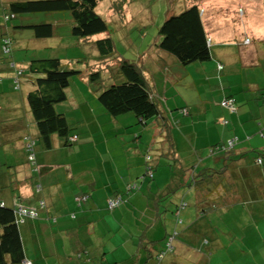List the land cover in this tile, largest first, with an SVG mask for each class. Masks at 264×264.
I'll list each match as a JSON object with an SVG mask.
<instances>
[{
	"label": "crops",
	"instance_id": "obj_1",
	"mask_svg": "<svg viewBox=\"0 0 264 264\" xmlns=\"http://www.w3.org/2000/svg\"><path fill=\"white\" fill-rule=\"evenodd\" d=\"M11 1L15 0L1 1L4 9ZM257 9L256 16L250 18L244 13L237 22L227 15H212L204 22L213 39L212 57L191 65L195 77L201 76L199 82L207 85L208 94L202 93L207 98L204 101L198 98L201 108L197 119L187 122L194 126L195 133L186 132V150L194 155L192 166L201 167L200 180H171L183 178L181 171L172 175L173 168L169 169L170 180H160L163 173L159 166L167 165L161 157L164 149L159 148L161 142L164 146L162 117L152 118L153 130L146 128L150 120L139 122L135 115L131 116L134 121L118 124L116 117L120 115L109 114L97 99L95 85L88 79L91 66L74 77L67 99L56 106L74 126L69 136L76 134L77 139L67 144L63 137L53 134L49 145L42 141L26 99L34 76H24V68L13 57V48H50V39L56 46L63 40L60 22L48 19L54 25L52 34L38 37L29 26L36 22L29 16L22 17L20 22L24 23L16 25L23 33L19 38L12 32L15 25L10 30L6 22L13 42L6 60L10 71L0 65V201L11 207L38 210L37 218H24L18 223L25 259L31 264H154L149 252L153 256L163 243L164 233L175 227L172 211L182 199L186 205L181 211V226H177L180 249L167 254L160 264H264V175L257 176L262 165L255 163L264 151V99L260 96L264 89V7ZM2 29H6L4 24ZM245 38L250 40L246 42ZM156 50L148 56V67L159 75L169 65L174 66L177 71L170 78L172 83L179 81L184 66L169 53ZM77 60L69 57L67 63L62 62L69 66ZM24 62H28L26 55ZM18 67L22 70L20 85L13 88L12 77ZM141 68L145 74V68ZM113 74L117 80L122 78L118 70ZM80 81L82 94L77 96L73 87ZM149 83L156 96L155 83ZM227 96L234 100V109L220 104ZM67 101L70 112L64 106ZM159 106L163 110L160 102ZM173 118L178 120L175 114ZM134 122L139 126L130 127ZM177 127L182 132V126ZM145 129L151 131L150 142L143 139ZM30 137L36 141L39 172L26 157L25 144ZM171 137L176 140L172 129ZM229 139L236 142L228 154L208 152L211 145ZM178 144L174 142V149L180 158ZM146 148L155 161L153 178L144 175ZM190 177L197 174L188 172L183 179ZM184 185L190 189L182 193ZM83 194L88 197L78 205L74 198ZM117 195L122 197L121 204L108 209L107 200ZM167 196L171 201L165 200ZM216 210L226 224L215 220ZM226 211L228 214L222 215Z\"/></svg>",
	"mask_w": 264,
	"mask_h": 264
},
{
	"label": "trees",
	"instance_id": "obj_2",
	"mask_svg": "<svg viewBox=\"0 0 264 264\" xmlns=\"http://www.w3.org/2000/svg\"><path fill=\"white\" fill-rule=\"evenodd\" d=\"M98 1L99 0L11 1L3 13V24L6 29H2L3 31L0 30V65H6V63H8L6 60L9 57L7 52L1 50L4 39L7 37L11 39V44L13 42V37L8 34L9 31L6 27V22L8 20H5V14L11 12L17 16L21 13L40 11H68L71 21V33L78 37H91L108 31L109 29L106 20L95 10ZM203 15L204 8L201 7V4L194 2L184 8L182 7L178 13L166 14L164 21L159 27V35L155 41L156 47L174 56L183 66L190 63L192 64L193 62L209 60L212 57L213 39L205 30ZM29 26L33 29L36 36L48 37L52 34L54 25L50 21H42L33 23L32 25L30 24ZM248 39L250 40V38ZM94 45L99 53L98 55L100 58L97 59L99 62H106L107 57L115 54L114 41L110 35L96 38L94 40ZM117 66L118 71L122 74V78L118 80L113 78V81L107 85H104L102 81L100 69H92L91 67L89 70L88 79L96 86L94 87V91L97 93V99L112 116L132 113L139 119V122L144 123H147L148 120H152V118H159L161 116L163 119L162 129L164 131V146L161 142L159 148L164 149L162 155L171 154V159L177 160V163L181 166L182 160L177 157L174 149L175 139L173 140L171 137L173 123L160 108L155 92L142 73L139 65L129 59L123 58ZM19 68L20 67L15 70L12 77L13 88H18L20 85L19 79L21 78L22 70ZM218 68L221 69L222 65L220 64ZM18 70H21L20 74L17 72ZM26 70L34 76V78L31 77L33 88L28 91L26 99L39 138L49 145L51 136L55 134L59 137H63L65 143L71 144V142L77 139L76 137V139L73 140L71 139L73 135L69 136L71 132H73L74 126L67 120L62 112L56 109V106L67 99L66 88L74 79V76H78L82 70L75 67H69L67 64H64L59 57L30 59L26 66ZM16 83L18 84L17 86ZM260 96L264 99V89L261 91ZM227 98H230V96L224 97L220 101V104ZM185 109L188 111L187 108ZM30 138H27L25 144L26 157L28 162L35 167L34 170L39 172V167L35 158L36 141L35 139ZM235 142V139H229L226 143L218 142L209 147V153L225 152L228 154L230 150L233 149ZM154 147L156 148L157 146ZM30 154H32V159L29 158ZM259 155L260 156L255 158V163L258 164V166L262 165V167L256 172L257 176H260L261 174L264 175V151L259 153ZM144 157V175L153 178L155 161L149 150L144 153ZM258 158L261 159V162L257 161ZM186 172H189V175L190 173L192 174V170ZM219 173H221V169L219 170ZM201 174L202 170L201 173H197V176H201ZM133 187L135 188L136 186L133 185ZM87 197L88 195L84 194L76 196L74 198L75 203L79 205L81 201L87 199ZM115 197H119V203L116 206L109 208L107 200L108 209L116 208L121 204V195ZM40 205L43 207L45 205L44 201L41 200ZM185 205L186 202L182 199L176 203V206L172 211L174 214L173 218L175 220V227L171 231L164 233L163 246H161L153 256L151 255L150 250L149 258H154V264H160L167 254H170L175 250L174 240H179V229H177V224L180 225L182 223L181 211ZM20 207L33 210L35 216H21L18 213ZM164 210H166L165 207L163 208V211ZM160 213L161 212H159V214ZM37 217L38 210L35 208H29L22 205L19 207H11L0 201V264H8L10 261L21 264L22 260L25 259L23 257V245L18 229V223L19 221L24 220V218L34 219ZM71 217H75L74 213L71 214Z\"/></svg>",
	"mask_w": 264,
	"mask_h": 264
},
{
	"label": "rangeland",
	"instance_id": "obj_3",
	"mask_svg": "<svg viewBox=\"0 0 264 264\" xmlns=\"http://www.w3.org/2000/svg\"><path fill=\"white\" fill-rule=\"evenodd\" d=\"M2 0H0V26L3 27L4 17L3 13L6 9L2 6ZM198 3L205 7L203 21L205 24L209 21V16L215 17H223L227 15V17L234 19L236 22L240 16H243L244 13H247L250 18L256 16L257 7H264V0H99L95 7L96 12L101 15L108 24V31L99 33L98 35L89 36V37H78L73 35L70 31L69 24V12L68 11H57V13L45 14V12H36V13H21L15 19H11L8 21L7 25L9 29L12 30L11 25H16L20 22L22 17L29 16V19L33 22H41L48 21V19H58L60 24L59 32L60 35L63 36V40L58 42L55 46L52 42V39L49 40L48 45H53L50 48L46 47L47 45L40 46L38 49H21L18 46L13 48V57L15 61L19 62V65L24 68V76H26L28 71L26 70V65L28 62H24L25 55L30 59H38V58H48V57H59L61 60H69V57H76L78 61H74L70 63V67H75L77 69L83 70L84 67L91 66L92 69H100L102 81L104 85H107L113 81L115 78L113 72L118 70V63L121 59H129L135 63H137L142 69L141 71L144 73L142 66L145 68V76L148 77L150 81L155 83L156 89V99L163 106L164 113H168L169 120L173 123L172 125V134L174 133L175 141H178V150L180 154V160H182V165L180 166L175 160V165L171 159V154H165L162 157V162H166L165 166H159V172L161 174L160 180H170L169 169L174 171H181L182 175L186 174V171H191L192 174L200 173L201 167L197 169L194 164V155L190 154L186 150V146L188 145L187 140L189 141L188 133H195V128L193 125L187 123L189 121H195L197 119V114L200 111V100H206L202 93H207V85L204 82H199L201 76L198 78L195 77L194 74V65L188 64L185 65L182 69V77L176 83H172L170 77H173V73H176L177 68L174 66H168L163 70L162 73L158 75V72L153 73L152 67L151 69L148 67L147 59L152 51L155 53L156 45L155 41L158 38L159 27L165 19L166 14L170 13H178L179 10L185 6H188L190 3ZM245 9V10H244ZM253 9V13L250 14V11ZM245 11V12H244ZM12 30L14 37L23 36L22 30L17 29V27ZM24 32V31H23ZM28 32V31H26ZM25 33V32H24ZM110 35L114 41V49L115 54L107 57L106 62H96L97 61V51L94 46V40L99 37H104ZM19 36V37H18ZM247 38L244 40L246 41ZM247 42V41H246ZM46 42H43V44ZM24 42H22L21 46H24ZM264 47V45H262ZM11 48V46H10ZM9 54V53H7ZM6 54V55H7ZM16 55V56H15ZM50 55V56H49ZM59 55V56H56ZM4 56V55H3ZM97 63L94 65V63ZM8 64V63H6ZM94 65V66H92ZM104 65V66H103ZM8 65L4 66V70L9 72ZM25 66V67H24ZM101 67V68H100ZM164 74V75H163ZM76 77V76H74ZM82 80V79H79ZM193 86H191V81L193 82ZM149 81V82H150ZM198 81V82H196ZM82 81L74 84V92L77 96L82 94L81 90ZM165 83V84H164ZM151 85V83H150ZM98 86V85H97ZM96 87V86H95ZM68 87L66 88L67 94ZM70 94L71 91H69ZM158 92V93H157ZM208 94V93H207ZM200 100H199V99ZM219 106V101H217ZM64 106L67 108L68 112L72 111L68 107V101L64 103ZM102 106V105H101ZM103 107V106H102ZM225 107V106H224ZM104 108V107H103ZM187 108L188 111L185 109ZM216 108V107H215ZM227 108V107H225ZM105 109V108H104ZM185 109V110H184ZM106 110V109H105ZM229 110V109H228ZM231 111V110H230ZM180 113L181 115L177 114ZM173 114L177 116L178 120L173 118ZM133 116L132 113H124L119 117H116L118 120V124L120 123H129L130 120L134 121L135 118H131ZM194 119H193V118ZM220 121H223L222 119ZM150 120L148 125L151 130L154 127H151ZM139 126V124L132 123L130 127ZM178 125L182 126V132L178 131ZM130 129L129 127L127 130ZM149 129L144 130L143 139L151 140V131ZM188 132V133H186ZM201 132L198 130V133ZM148 135V138H147ZM193 139V138H192ZM149 150L148 148H146ZM208 152H209V148ZM206 151L203 156H206ZM219 153V152H217ZM255 154V152H253ZM257 153V152H256ZM211 154V153H210ZM200 162V161H199ZM157 167V166H156ZM165 171V172H164ZM180 177V176H179ZM171 180H184L182 177L175 179V177L171 178ZM189 180H200L199 176L191 178ZM177 182V181H176ZM182 193L188 192L190 186L184 185L181 186ZM188 189V190H187ZM187 190V191H186ZM180 192V190H177ZM170 197V196H169ZM167 197L165 200L171 201V199ZM187 199V198H186ZM185 199V200H186ZM164 200V201H165ZM191 200V199H189ZM187 201V200H186ZM193 203V202H191ZM241 205V204H240ZM245 210V205H241ZM194 207V206H193ZM229 211L223 212L222 215L228 214ZM217 215L215 219L220 225L226 224L221 221L220 213L216 210L214 212ZM182 216V215H181ZM178 225V228L179 224ZM179 240H174L175 251L180 249ZM164 243V241H163ZM161 246H163L161 244ZM258 253V250H255ZM215 256H213V260H215Z\"/></svg>",
	"mask_w": 264,
	"mask_h": 264
},
{
	"label": "built area",
	"instance_id": "obj_4",
	"mask_svg": "<svg viewBox=\"0 0 264 264\" xmlns=\"http://www.w3.org/2000/svg\"><path fill=\"white\" fill-rule=\"evenodd\" d=\"M14 16H15L14 13L5 14V20H8L10 18H13ZM246 41L248 42L249 39L247 38ZM10 46H11V39L6 37L4 39V43H2L1 49L3 50V52H9ZM17 72L20 74L21 70H18ZM17 85L18 84L16 83V86ZM221 104L223 106L227 107V108L234 109V100L232 98L224 99ZM71 139H73V140L76 139V135H73L71 137ZM29 158L32 159V154L29 155ZM257 161L258 162H261V159L258 158ZM119 201H120L119 197H114V198L108 199V207L109 208H112V207L116 206L119 203ZM18 213L21 216H24V215H28V216H31V217H34L35 216V213H34L33 210H31V209L28 210L26 208H21V207L18 209ZM21 264H31V263H30L29 260L23 259L22 262H21Z\"/></svg>",
	"mask_w": 264,
	"mask_h": 264
},
{
	"label": "clouds",
	"instance_id": "obj_5",
	"mask_svg": "<svg viewBox=\"0 0 264 264\" xmlns=\"http://www.w3.org/2000/svg\"><path fill=\"white\" fill-rule=\"evenodd\" d=\"M9 13H11V12H9ZM15 15V14H14ZM16 16H14L13 18H15ZM13 18H10V19H8V21L9 20H11V19H13ZM2 50V49H1ZM10 51H11V48H10V50H9V52H7V53H10Z\"/></svg>",
	"mask_w": 264,
	"mask_h": 264
}]
</instances>
